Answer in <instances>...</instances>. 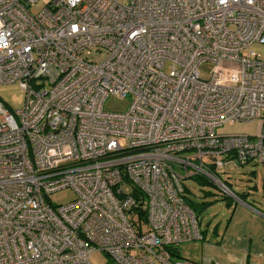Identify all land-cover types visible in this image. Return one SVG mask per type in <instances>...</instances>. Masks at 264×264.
<instances>
[{
	"label": "built area",
	"instance_id": "obj_1",
	"mask_svg": "<svg viewBox=\"0 0 264 264\" xmlns=\"http://www.w3.org/2000/svg\"><path fill=\"white\" fill-rule=\"evenodd\" d=\"M253 45L264 0H0V85L24 92L19 110L0 101V264H194L174 256L201 240L184 182L236 200L225 169L264 165ZM110 96L126 111L105 112ZM237 122L258 130L216 133Z\"/></svg>",
	"mask_w": 264,
	"mask_h": 264
},
{
	"label": "rangeland",
	"instance_id": "obj_2",
	"mask_svg": "<svg viewBox=\"0 0 264 264\" xmlns=\"http://www.w3.org/2000/svg\"><path fill=\"white\" fill-rule=\"evenodd\" d=\"M42 6L38 3L32 7L33 12H37ZM264 61V48L259 45L251 47ZM95 61L100 63L105 60V54L101 53L94 57ZM212 69V65L204 63L200 66L199 71L202 80H207ZM0 101L10 111L19 110L23 107L24 92L20 90L17 84L0 85ZM129 104L128 99H119L117 97H108L103 104L105 112L123 113ZM257 122L253 123H225L216 130L217 134H248L253 135L257 132ZM122 146L126 145L124 139H119ZM225 169L222 181L227 188L234 194L245 193L248 203L253 204L256 208L264 211V165L247 163L242 167ZM187 190L186 196L196 204L204 203L206 207L197 213L196 220L199 230H206L210 234L211 229L218 222H224L227 218L230 208L235 203L231 197H226L215 186L208 184L202 179H188L184 182ZM226 197V199H225ZM49 203L52 206H61L75 199L74 192L67 188L51 194ZM199 241L180 244L177 249L181 258L190 259L194 254V246ZM179 250L181 253H179ZM89 264H112L111 260L102 253H93L89 259Z\"/></svg>",
	"mask_w": 264,
	"mask_h": 264
},
{
	"label": "crops",
	"instance_id": "obj_3",
	"mask_svg": "<svg viewBox=\"0 0 264 264\" xmlns=\"http://www.w3.org/2000/svg\"><path fill=\"white\" fill-rule=\"evenodd\" d=\"M240 195L244 200L234 199L227 218L210 234L199 230L201 240L191 258L181 259L194 264H264V211L248 203L247 194Z\"/></svg>",
	"mask_w": 264,
	"mask_h": 264
},
{
	"label": "trees",
	"instance_id": "obj_4",
	"mask_svg": "<svg viewBox=\"0 0 264 264\" xmlns=\"http://www.w3.org/2000/svg\"><path fill=\"white\" fill-rule=\"evenodd\" d=\"M186 192H187V190H186ZM237 197H238L239 199L244 200V199H243L244 195H240V196L237 195ZM185 199H186V204H187L188 207L192 210V212H193V214L195 215V217H196V215H197L198 212H200L201 210H203V209L206 207V205H205L204 203H201V204H196V203H194V202L191 201L187 196H185ZM201 234H202V232H201ZM201 236H202V235H201ZM174 256H175L176 258H181L180 255H179L177 252L174 254Z\"/></svg>",
	"mask_w": 264,
	"mask_h": 264
}]
</instances>
